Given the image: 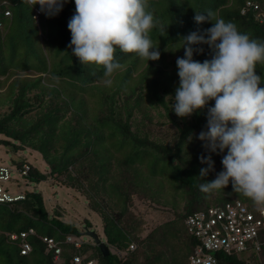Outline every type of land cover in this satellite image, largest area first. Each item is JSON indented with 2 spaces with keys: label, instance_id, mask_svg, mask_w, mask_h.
<instances>
[{
  "label": "trees",
  "instance_id": "trees-1",
  "mask_svg": "<svg viewBox=\"0 0 264 264\" xmlns=\"http://www.w3.org/2000/svg\"><path fill=\"white\" fill-rule=\"evenodd\" d=\"M149 5L159 21L150 33L158 44L159 59L146 62L135 53L117 50L125 66L113 74L109 87L103 83L102 66L81 64L68 47L67 24L75 14L74 0H67L54 16L40 11L38 25L32 19L35 9L40 10L38 4L31 8L27 0H0V145L12 154L10 162L17 173L12 181L18 185L24 181L26 186L22 194L0 202V264H75L76 256L82 258L80 264H187L197 245L186 232L188 216L236 200L251 209L256 205L244 195L222 201L220 189H200L223 170L221 160L226 154V150L214 153L213 171L199 177L207 165L200 162L201 152L191 141L196 132L206 129L207 107L214 101L181 118L172 111L174 99L167 96L174 97L179 86L176 59L184 56L180 38L212 26L211 22L197 24L196 12L212 11L241 32L264 40V0H149ZM50 29L55 30L57 41L52 47L55 65L42 52L52 42ZM34 40L43 48L38 43L36 50ZM192 48L194 60L212 58L208 45ZM8 53L11 63L6 62ZM256 74L264 77V68L258 66ZM151 113L163 114L177 128L173 148L151 126L137 120V115L151 118ZM25 150L38 154L46 170L17 156ZM24 164L29 168L26 175L21 174ZM49 178L83 193L89 212L103 225L107 256L93 241L82 242L79 248L65 242L83 233L74 223L62 221L60 214L50 216L41 192L27 189ZM144 195L154 210L160 206L176 210L181 197L186 202L172 219L147 230L132 203V196ZM84 222L83 231H90V220ZM30 229L34 233L22 239L20 234ZM44 238L57 243V259ZM24 243L30 251L21 254ZM217 257L219 264H247L236 256Z\"/></svg>",
  "mask_w": 264,
  "mask_h": 264
},
{
  "label": "clouds",
  "instance_id": "clouds-1",
  "mask_svg": "<svg viewBox=\"0 0 264 264\" xmlns=\"http://www.w3.org/2000/svg\"><path fill=\"white\" fill-rule=\"evenodd\" d=\"M40 6L47 16L61 11L67 0H27ZM75 14L68 21L71 33L69 48L81 64L102 66L103 83L113 84V74L124 68L120 53H135L149 61L158 60V44L150 33L159 21L150 10L149 0H74ZM197 24L212 26L181 37L184 56L176 59L179 86L175 89L172 111L189 117L207 107L206 131L198 139L210 153H224L223 170L214 180L204 181V192L224 189L231 183L235 192L264 206V77L256 74L264 68V40L241 32L238 26L215 13H197ZM206 44L212 58L193 59L192 45ZM166 98V97H165ZM199 177L213 171L211 155L201 156ZM6 168V167H4ZM10 172L11 170L7 168ZM9 177V178H10ZM9 180V179H8ZM6 180V181H8ZM4 182V181H3Z\"/></svg>",
  "mask_w": 264,
  "mask_h": 264
},
{
  "label": "rangeland",
  "instance_id": "rangeland-1",
  "mask_svg": "<svg viewBox=\"0 0 264 264\" xmlns=\"http://www.w3.org/2000/svg\"><path fill=\"white\" fill-rule=\"evenodd\" d=\"M51 30V29H50ZM53 30V29H52ZM50 32L51 40L50 44L46 43V52L44 49H42V52L45 53V55L50 57V60H52V64H56V60H53L52 58V53H54V49L52 47H55L57 44L56 40H53V32ZM55 36V35H54ZM55 39V38H54ZM35 41V40H34ZM40 47L43 48V44L41 42H38ZM37 41L33 42V46L36 50L40 49L38 47ZM23 56V55H22ZM20 56L19 59L23 60V57ZM6 62H10V53L7 54L6 57ZM11 63V62H10ZM151 118H143L141 115H137V120L138 121H144V125L146 127L151 126L154 130V134L157 133L160 138L162 139L163 142H165L167 145H170L173 148L174 142H176V138L178 137V130L177 128L172 125L169 122V119L166 118L165 116L158 117V115H154L151 113ZM176 122L181 124V119L177 118ZM151 123V124H150ZM207 129L201 130V131H206ZM196 132L192 136V141L191 143L195 146L196 150L201 154L200 156L207 157L208 155L213 156L214 153H210L206 150L204 147V142L199 140L197 137L199 133L201 132ZM0 138H2L0 136ZM12 154L11 152H8V150L5 148V146L0 145V167H6L11 169V178H9L8 181H0V186L2 191H7L8 195L10 196H16L19 194H22L26 186L23 184L24 181H21L19 185L13 182V178L17 177L16 169L13 166L12 162H10ZM18 157L26 158L33 164L35 167H37L39 170L44 171L46 170V167L43 165V162L41 161L40 157L38 154L34 152H30L29 150H25L23 153H18ZM58 181L57 179L49 178L47 181L39 183L37 185H30L27 189L32 191L36 190L41 192L42 197L44 199L45 207L47 209V212L50 216H54L55 213L60 214L61 220L64 222H70L74 223L80 232H82L83 236L78 237L77 241H82L84 242H91L92 239L86 235V231H83L86 229L85 227V219L90 220L91 222V228H89L90 231H93L99 235V238L102 242L105 241L103 233H102V223L100 218L92 213L89 212L88 206H87V201L85 196H83L82 192H79L74 189H70L66 187L62 182ZM62 183V184H61ZM164 187V185H163ZM166 189V187H165ZM4 191V192H5ZM204 192V191H203ZM220 192L222 193V201L228 199V198H238L241 199L243 194L240 192H235L231 186V183L224 189H220ZM148 196H143V197H135L132 196V203L133 209L135 212L139 213L142 216V219L145 220V225L146 229L149 230L153 228L154 226L165 222L167 220H170L175 216L174 211L177 213L182 211V208L184 207V197H181V200L178 201L177 204V209L173 210L170 207H166V209H162V207L165 206H160L158 209L154 210L152 201H148ZM147 232L143 233V236ZM119 256H123V254H120L117 252ZM58 261V260H57ZM58 264H61L59 262Z\"/></svg>",
  "mask_w": 264,
  "mask_h": 264
},
{
  "label": "built area",
  "instance_id": "built-area-1",
  "mask_svg": "<svg viewBox=\"0 0 264 264\" xmlns=\"http://www.w3.org/2000/svg\"><path fill=\"white\" fill-rule=\"evenodd\" d=\"M250 4L247 3V6ZM9 16V13H5ZM40 10L35 9L32 19L34 24H39ZM28 166H22V175H26ZM10 177L7 168L0 167V181H6ZM10 200V196L1 190L0 202ZM186 232L190 237L197 240V245L192 255L189 256L187 264H219L218 255L236 256L247 264H264V206L255 205L251 209L243 202L236 200L226 203L221 207H212L206 211L196 212L187 217L185 221ZM33 230L21 233L22 239L33 234ZM15 239L14 235L10 236ZM78 238L67 237L66 243L73 244L79 248L82 241ZM48 250H54L55 258H58L60 249L51 239L44 238ZM133 249V246H130ZM30 251V246L26 243L22 245L21 254ZM82 258H73L75 264H80ZM89 261L86 264H93Z\"/></svg>",
  "mask_w": 264,
  "mask_h": 264
},
{
  "label": "water",
  "instance_id": "water-1",
  "mask_svg": "<svg viewBox=\"0 0 264 264\" xmlns=\"http://www.w3.org/2000/svg\"><path fill=\"white\" fill-rule=\"evenodd\" d=\"M85 233H86V235L88 237H90L92 239L93 243L96 246H98V248L101 251V253L103 254V256H107L109 254L108 247L106 246V244L104 242H102L99 239L98 235L95 232H93V231H86Z\"/></svg>",
  "mask_w": 264,
  "mask_h": 264
}]
</instances>
